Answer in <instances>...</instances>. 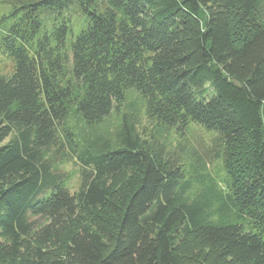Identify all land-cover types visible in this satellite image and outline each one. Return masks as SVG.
I'll return each instance as SVG.
<instances>
[{"label": "trees", "instance_id": "obj_1", "mask_svg": "<svg viewBox=\"0 0 264 264\" xmlns=\"http://www.w3.org/2000/svg\"><path fill=\"white\" fill-rule=\"evenodd\" d=\"M0 51L13 62L0 73V251L31 240L34 264H191L180 233L209 246L199 264H264V0H0ZM128 99L152 129L126 112L113 137L95 134ZM192 126L214 135L221 177L160 143ZM73 156L75 191L61 167ZM118 180L108 242L83 210L106 207Z\"/></svg>", "mask_w": 264, "mask_h": 264}, {"label": "rangeland", "instance_id": "obj_2", "mask_svg": "<svg viewBox=\"0 0 264 264\" xmlns=\"http://www.w3.org/2000/svg\"><path fill=\"white\" fill-rule=\"evenodd\" d=\"M12 71V60L0 51V73L10 74ZM131 100L132 99H128L127 104L123 108L112 111L105 123L93 130V132L97 135L102 134L103 136L110 133L108 135L113 137L122 113L127 112L130 116H133L131 118L134 120L135 128L140 133L147 134L152 128L147 118L144 116L143 106L141 102H137L133 108L129 105ZM83 131H87L88 133V129L82 130L83 134H87ZM213 136V134L206 132L199 126H192L190 130L182 132L181 134L170 130V133H168L166 137L160 139V143L165 144V150L167 152L179 154V158L185 163L187 162L186 159H188L190 154L193 156L192 152L195 150V157H200L205 163V168L210 172H213L216 176L218 173L219 178L224 171L220 170L221 159H218V156H215L216 150H211V140ZM189 149L192 150H190V154L188 151ZM207 150H209L208 153ZM61 167L70 176L69 186L71 187V190H77L80 183V163L77 158L73 156L69 161L62 163ZM115 184H117L114 191L115 195H113L112 200H110L106 207L96 210V212H99L98 214H96L94 209L83 210L85 217L89 220L91 228L94 231L99 232L108 242L111 241L112 235L115 231V219L117 218V211L122 205L121 201L124 193L119 180ZM105 217H110L111 222L106 221L104 219ZM173 241L175 251L184 263L199 264L198 261H201V256L205 252L210 253L208 257L212 256L209 246L202 244L199 240L193 238L192 236H182L180 233H177L173 238ZM31 244V240L25 241L17 256L13 259L10 257L7 246L3 245L0 251V264H34L35 260ZM63 254L64 248L63 243H61L46 254L44 261L46 263L48 259L52 257H61Z\"/></svg>", "mask_w": 264, "mask_h": 264}]
</instances>
